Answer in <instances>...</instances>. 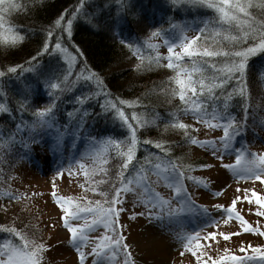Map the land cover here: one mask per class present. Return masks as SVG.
I'll list each match as a JSON object with an SVG mask.
<instances>
[{
    "label": "trees",
    "instance_id": "obj_1",
    "mask_svg": "<svg viewBox=\"0 0 264 264\" xmlns=\"http://www.w3.org/2000/svg\"><path fill=\"white\" fill-rule=\"evenodd\" d=\"M241 2L249 6L244 13H238L242 22H237L221 19V13L214 8L186 2L175 5L171 0H127L126 4L124 0H84L82 11L73 8L78 0H41L24 10H7L6 0V4L0 6L6 9L2 13L5 28L0 31L9 36L7 42L0 39V72L5 73L0 76V105H3L0 108V142L8 141L13 132L15 138L10 146L0 143V195L7 191L16 192L19 198L30 195L24 189H20L21 192L14 184V174L17 164H25L31 155L30 145L39 148L54 145V128H31L28 125L35 121V108L46 106L56 92L59 97L56 123L69 125V131L64 137L71 143L95 146L100 152L99 161L88 166L87 175L91 178L85 195L89 199L95 196L100 204L97 205L95 200L84 202L72 195L56 192L57 200L64 197L70 201L68 212L86 215L95 222L105 221L104 210L112 206L109 203L111 196L120 186L121 180L127 188L132 186L144 190V200H151L149 205L164 201L162 199H165L168 187H171L170 193L173 196H180L183 203H188V199L175 191L176 174L172 170L173 165L182 173L180 183L195 198L192 190L199 180L192 177L208 168L200 165L209 163L205 156L194 155L195 142L188 136L196 139L195 122L223 123L219 117L225 105V95L234 87H239L235 80L226 75L223 66L234 59L233 54L241 47H249L253 41L258 43L261 34H264V8L258 6L260 0ZM117 3L121 5L119 9ZM72 11H76L77 16L71 17L72 37L69 40L66 33L57 28L50 29L49 26L57 16H68ZM88 14H92L91 21L84 18ZM157 29H160L159 34L154 36L153 32ZM48 30L53 32L50 37L47 35ZM191 31L196 35L194 47L198 46L200 51L193 56L185 54L173 58L172 62L177 67L169 68V53L163 52L161 41L167 49L175 47L183 44ZM13 33H20L25 38L13 42ZM58 38L61 49L66 51L55 49ZM45 40L49 49L36 57V63L40 66L36 69V64L28 61L30 57L36 56ZM129 44L139 51H130ZM204 48L217 55H206ZM73 56L76 59L70 66L69 59ZM137 63L142 65L140 70L134 67ZM85 65L101 77L105 89L111 94L105 96L104 91H101L81 105L76 98L97 87L94 79L86 81L84 76L77 77V72ZM15 66H19L15 72L7 71ZM38 70L61 76L60 80H56L55 76L52 80L60 83L61 88H46L43 78L37 83ZM65 72L70 73L67 81L62 78ZM189 76L193 87H185V96L181 99L179 93L182 89L177 79L183 77L187 83ZM214 76L217 84L219 77H223L227 84L223 88L209 90L205 87L201 91L199 80L203 78L207 84L208 78ZM245 86L243 100L248 102V107H242L243 101L239 94L232 95L227 104L231 118L243 121L241 127L244 130H238L231 146L223 148L226 153L252 148L262 139L258 133L261 136L264 133L259 119L264 116V50H258L247 58ZM123 100L131 103L121 104ZM107 101L116 104V109L107 105ZM29 104H32L31 108ZM119 109H123L128 123L136 129L138 141L135 167L123 170L120 164L130 131L118 115ZM69 112L75 115L69 117ZM245 112L247 115H244ZM81 116L85 117V127L74 136L71 128L78 126L76 122ZM181 123L188 125V128H180ZM18 125L22 128L23 136L17 133ZM148 140L153 143H147ZM110 141H120V144H112ZM157 142L161 144L160 148L156 147ZM121 171L123 175H118ZM93 188H96L95 192ZM21 207L22 204L14 209L12 219L8 218L0 224L1 253L7 252L12 244L31 251V246L41 238L39 234L42 231L36 229L30 221L35 220L38 214L24 213L30 218L27 219L22 215ZM112 219L117 221V216Z\"/></svg>",
    "mask_w": 264,
    "mask_h": 264
},
{
    "label": "rangeland",
    "instance_id": "obj_2",
    "mask_svg": "<svg viewBox=\"0 0 264 264\" xmlns=\"http://www.w3.org/2000/svg\"><path fill=\"white\" fill-rule=\"evenodd\" d=\"M195 36L191 31L184 43ZM161 44L163 52H168L163 41ZM183 44L176 45L173 51H182ZM215 125L211 121L203 124L195 122L196 140H212L214 143L194 144V155L208 158L211 167L196 173V177L202 179L193 186L195 198L190 196L185 206L180 196L170 193L171 187L165 190L164 201L154 205L145 203L146 195L142 189L130 186L122 190L121 202L117 204L121 211L115 225L122 237L121 243L110 244L116 238V232L106 227L104 221L93 223L94 220L86 215H69L72 224L90 225L85 229L78 228L75 238L64 224L65 210L57 203L56 192L72 195L84 202L96 201L95 196L90 199L85 197L91 178L85 173L89 164L99 161L100 155L95 146L71 143L65 137L59 144L55 140L53 146L39 148L30 145L31 155L25 164H17L13 179L19 190L24 189L30 195L19 198L20 195L12 191L1 194L0 224L8 218L12 219L14 209L21 204L23 216L29 212L37 213L35 220L25 217L42 231L39 234L41 238L36 242L46 245L42 249L41 264H80L78 249L84 250V264H128L129 260L135 264H264V256L256 251V246H264V216L259 215L256 209L264 205L255 203L257 196H253L251 201L237 200L235 205L236 210L259 229L256 232L242 231L240 221L234 215L227 214V205L237 196L244 197L255 192L259 197H264V172L259 170L258 163L251 171L243 167L224 168L223 164L235 163L236 151L226 153L221 149L219 138L223 135V128ZM18 126L17 133L23 136L21 126ZM258 136L262 139L256 145L241 150L244 159L256 158L258 162V156L264 154V133L262 136L258 133ZM217 164L220 166L216 167ZM245 176L248 178L245 179ZM30 198L33 200H28ZM217 204H224L225 209L216 208ZM194 232L201 237L208 232H215L217 236L208 240L201 238L197 246L195 240L187 239ZM220 233L231 235L225 239ZM105 236L109 237L107 244L110 246L93 253L92 248L101 243L100 238ZM122 244L128 245L130 256L126 257ZM186 244L187 248L184 247ZM249 244L252 247H248ZM10 248L29 251L15 244ZM259 251H264V247ZM233 254L240 259L233 261ZM197 256L201 257L199 261ZM7 258L5 251L0 252V259Z\"/></svg>",
    "mask_w": 264,
    "mask_h": 264
},
{
    "label": "snow or ice",
    "instance_id": "obj_3",
    "mask_svg": "<svg viewBox=\"0 0 264 264\" xmlns=\"http://www.w3.org/2000/svg\"><path fill=\"white\" fill-rule=\"evenodd\" d=\"M41 2V0H24V2H20V0H7V10H11V9H18V10H24L26 7H32L34 6L36 3ZM171 2L175 5H180L183 2H186L188 4L191 5H203L209 8H214L217 9L220 13H221V19H229V20H236L237 22H242L240 21V18L238 16V13H244L246 11V8L249 6L248 3H243L241 2V0H171ZM124 3H127V0H124ZM6 4V0H0V6H3ZM83 5H84V0H78V3L73 5V8H77V9H81V11L83 10ZM259 7L264 8V0H260V3L258 4ZM121 7L120 3H117V8L119 9ZM231 8L232 11H228V9ZM6 9L4 7H0V29H4L5 25H4V17H3V12ZM63 11V10H62ZM77 16V12L76 11H72L68 14V16H57L52 22L51 25L49 26V28H57L60 32L62 33H66L67 38L69 40H71L72 37V24H73V19L71 17H76ZM91 16L92 14H88L85 15V19L91 21ZM63 21H66V23H64ZM95 26V25H93ZM160 29H157L155 32H153V35H158L159 34ZM47 35L50 37L53 35V32L51 30L47 31ZM244 35H247V33H245ZM25 37L20 34V33H13L11 36V39L13 42H17L19 40H23ZM0 39H3L4 41H8L9 40V36L5 35V33L3 31H0ZM195 37H193L191 40H189L188 42L184 43L182 46V51H173V47H169L168 48V67L169 68H174L177 67L176 65L173 64V58H180L182 55H188V56H193L195 52L200 51L199 49L194 47V41H195ZM128 48L130 51L132 52H138L139 49L136 48L134 45L129 44ZM49 49V44L48 42L45 40L40 47V51L36 53L35 57H30L29 58V63H34L36 64V69H39L40 66L38 63H36V57H39L41 55V53L47 51ZM55 49H61V42L59 40V38L57 39V42L55 44ZM62 51H66L67 49H61ZM258 50H264V34H261V37L259 38V42H255L253 41V43L251 44V46L249 47H241L239 51L235 52L234 55V59H232L230 61V63L224 64L223 66V71L226 73V75L228 77H230L231 79L235 80L237 82V84L239 85V87H234L232 89L231 92L227 93L225 95V105L224 107L221 109V113H220V119L223 121V123H218L215 125V127H222L223 128V135L219 138L220 141V146L221 149H223L224 147H230L231 146V141L234 138V134L239 130V131H243L244 129L241 127V124L243 123V121H236L233 120L231 118V115L228 113V109H227V104L230 100V97L232 95H236L239 94V96L241 97L243 103H242V107L243 108H247L248 107V102L246 100H243V97L245 96V92H246V86H245V76H246V65H247V58L252 55L253 53L257 52ZM203 52L208 55V56H215L217 55L216 52L213 51H209L207 48L203 49ZM157 55H159V53H157ZM76 57L73 56L69 59V65L71 66V64L75 61ZM141 59H143V57H141ZM17 67L19 66H15L12 67L10 69H7V71H11V72H15L17 70ZM134 67L137 70H140L142 68V65L137 63L136 65H134ZM213 67H216V65H213ZM190 71H200L199 69H191ZM5 73L4 72H0V76H3ZM70 75V73L65 72L63 74V80L67 81L68 80V76ZM77 77L80 76H84V79L86 81H92L94 79L95 84L97 85L96 89L94 91H90L88 92L86 95H81L79 97H77V102L81 105H83L87 100H89L90 98L97 96L101 93V91H104L105 96L110 95L111 93L108 92V90L105 89V86L103 85V82L101 80V77L93 72L90 68L87 67V65H85L83 68H81L80 72H77ZM55 76L56 80H60L61 76L57 75L56 73H48V72H44L42 70H38L37 71V83H39L40 78H43L44 80V84L46 88H50L52 90H59L61 88L60 83L57 82H52L53 77ZM208 83L206 84L205 79H200L199 80V84L201 86V91L204 90L205 87L209 88V90L213 89V88H223L226 84L227 81L223 78V77H219V84L216 83V77H209L208 78ZM74 83V81H73ZM177 83L181 86V92L179 93L181 99L184 98L185 93L183 91V89L185 87H193L192 83H191V77H188V82H185V78L180 77L179 79H177ZM58 93L54 92L52 97L49 98V102L47 103L46 106H42V107H36L33 115L35 117V121L33 124L28 125V127L31 128H54L56 130V141L57 144H59V142L63 139V137L65 136V134L68 133L69 131V125L68 124H57L56 120H55V112L58 110V105H57V99H58ZM121 104H128L131 103L128 100H123L120 101ZM107 105L111 106L113 109H116V104L112 103L111 101H107ZM193 107H199V105H192ZM29 107H32V104H29ZM254 108L256 106H253ZM0 108H3V105H0ZM23 110V108L21 109ZM5 111H7V109H5ZM118 115L121 117V119L126 123L127 128L130 131V138L128 141H126V150L122 153L123 156V161L122 164H120V168L123 169H128L130 167H135V163H134V157L136 154V150H137V135H136V129L133 127V125L131 123H128V117L125 116V113L123 111V109H119L117 110ZM69 117H72L73 115H75L74 112H69L68 113ZM197 115H199L197 113ZM244 115H247V112L244 113ZM133 118H135V113H133ZM84 116H81V118L79 119V121L76 122V125L78 126H73L71 128V134L72 135H78L80 134V130L82 128L85 127L84 125ZM260 127H264V116H261L260 118ZM255 122V121H254ZM234 125V126H232ZM180 128L182 129H187L188 125H185L183 123H181ZM17 129H19V126H17ZM35 135H38V133H36ZM35 135L32 137V139L35 138ZM15 138V132L12 133V136L9 138L8 141L6 142H0V143H6L7 145H11L13 142V139ZM189 139H192L193 142L195 143H203L205 145L207 144H212L214 143L212 140H204V141H199L196 140L195 137H191L188 136ZM110 143L112 144H116L119 145L120 141H110ZM147 143H153L152 140H148ZM27 147V145H25ZM156 147L160 148L161 144L160 143H156ZM168 149L166 148L165 151H167ZM249 154L251 155V150H249ZM215 155V154H214ZM130 162H133L130 165ZM257 163L259 164V170L264 172V154H260L258 156V162L256 158H253L251 160H247L244 159V152L241 151L240 149H236V155H235V163H229V164H223L224 168H235V167H243L244 169L251 171V169L257 165ZM216 167H219L220 165L217 164L215 165ZM157 167H159V165H157ZM200 167H211V165H207V164H202L200 165ZM173 172L176 174L175 176V180H176V186H175V191L179 194H181L185 199H189L190 198V194L187 192L186 189H184L183 185L180 183V177L182 176V173L179 171V169L173 165L172 168ZM59 175V173H57ZM87 175V173H85ZM118 175H123V172L121 171L120 173H118ZM245 179H247L248 177L245 176ZM257 179H260L259 176L256 177ZM192 179L195 180H201L202 178L200 177H192ZM127 189V185L124 183L123 180L120 181V186L117 187L115 189V193L111 196V200H110V204L112 206H110L109 208L104 210L105 213V225L106 227L110 228L112 231L116 232V238L111 240V243L113 245H116L118 243H121L122 241V237L120 236L119 232L116 230L115 228V224L117 223V221L115 219H112L113 217L118 216V214L121 211L120 207H117L116 205L119 204L121 202V195H122V190H126ZM93 192L96 191V188L92 189ZM237 191H239V189H237ZM247 191V190H246ZM107 194V193H105ZM217 194H219V192H217ZM253 196H257L258 198L256 199L255 203L257 205H264V197H259L258 193L253 192L252 195H246L244 197H240L237 196L234 199H232V202L227 205V214L229 216L234 215L241 224V230L242 231H252V232H256L259 231L258 228L253 227L252 224H250L242 215L239 211L236 210L235 205L237 200H248L251 201ZM57 203L60 204L62 209H65L64 212V216H63V220H64V224L67 226V228L71 231V234L73 236V238H75L77 236V229L81 228V229H85L90 227V225L88 224H80V225H75L72 224L69 219L68 216L69 215H75L76 213L74 212H68L67 211V205L68 203H70L69 200H65L64 197H59L57 200ZM145 203L151 204V200H145ZM96 204L99 205L100 201H96ZM216 208H219L221 210L225 209V205L224 204H217L215 206ZM256 211L258 212L259 215L264 216V207L261 208H257ZM151 215V214H149ZM216 223H219V221H214ZM95 223V221L93 222ZM17 235H20V233H17ZM221 236H223L225 239L228 238L229 235H231L230 233H220ZM217 236V233L215 232H208L205 236L201 237L199 233H192L190 236L187 237V239L189 241L195 240L197 243V246H199V241L201 238L208 240L209 238H215ZM101 243L97 244L96 246H94L92 248V252L96 253L97 250L99 248H105L107 247V241L109 240V237L105 236V237H101ZM122 248L125 250V255L126 257L130 256L131 254L127 252L128 249V245L127 244H122L121 245ZM46 247V245L44 243H36L34 246H31V251H24L21 252L17 249L14 248H9L6 252L7 255V259H0V264H41L42 260H43V255H42V249H44ZM184 247H188V245H184ZM248 247H252L251 244L248 245ZM261 247L264 246H256V251L258 252V254L260 256H264V251H259V249ZM80 256H79V260H80V264H84L85 261V253L83 249H78ZM21 257H23V259H21ZM197 261H199L201 259L200 256L196 257ZM220 259H224V257H221ZM231 259L233 261H237L240 259V257L236 256V255H232ZM128 264H135L134 261L129 260Z\"/></svg>",
    "mask_w": 264,
    "mask_h": 264
}]
</instances>
